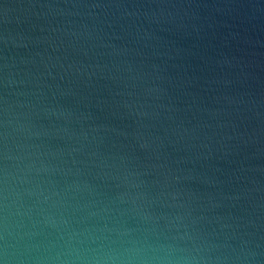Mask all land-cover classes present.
Segmentation results:
<instances>
[{
	"label": "water",
	"instance_id": "95a60500",
	"mask_svg": "<svg viewBox=\"0 0 264 264\" xmlns=\"http://www.w3.org/2000/svg\"><path fill=\"white\" fill-rule=\"evenodd\" d=\"M0 264H264V0H0Z\"/></svg>",
	"mask_w": 264,
	"mask_h": 264
}]
</instances>
